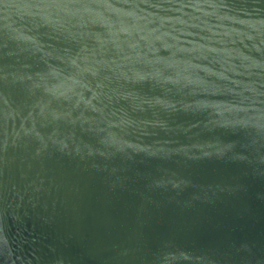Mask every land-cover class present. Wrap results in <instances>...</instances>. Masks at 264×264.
Listing matches in <instances>:
<instances>
[{
    "label": "water",
    "instance_id": "water-1",
    "mask_svg": "<svg viewBox=\"0 0 264 264\" xmlns=\"http://www.w3.org/2000/svg\"><path fill=\"white\" fill-rule=\"evenodd\" d=\"M0 264H264V0H0Z\"/></svg>",
    "mask_w": 264,
    "mask_h": 264
}]
</instances>
